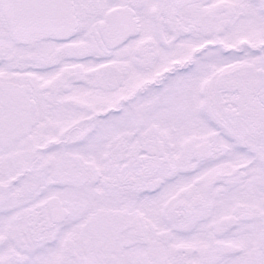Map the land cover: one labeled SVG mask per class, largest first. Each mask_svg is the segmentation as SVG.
<instances>
[{"label": "snow or ice", "instance_id": "snow-or-ice-1", "mask_svg": "<svg viewBox=\"0 0 264 264\" xmlns=\"http://www.w3.org/2000/svg\"><path fill=\"white\" fill-rule=\"evenodd\" d=\"M0 264H264V0H0Z\"/></svg>", "mask_w": 264, "mask_h": 264}]
</instances>
